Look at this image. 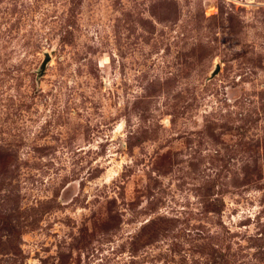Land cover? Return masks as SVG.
<instances>
[{
    "label": "rangeland",
    "instance_id": "374dc122",
    "mask_svg": "<svg viewBox=\"0 0 264 264\" xmlns=\"http://www.w3.org/2000/svg\"><path fill=\"white\" fill-rule=\"evenodd\" d=\"M0 264H264V0H0Z\"/></svg>",
    "mask_w": 264,
    "mask_h": 264
},
{
    "label": "water",
    "instance_id": "95a60500",
    "mask_svg": "<svg viewBox=\"0 0 264 264\" xmlns=\"http://www.w3.org/2000/svg\"><path fill=\"white\" fill-rule=\"evenodd\" d=\"M50 61H51V55L49 53H46V58L40 67L39 75H41V76L44 75L46 68H47L48 64L50 63ZM220 69H221L220 66L217 65V68L213 72L212 77L216 76L220 72Z\"/></svg>",
    "mask_w": 264,
    "mask_h": 264
}]
</instances>
